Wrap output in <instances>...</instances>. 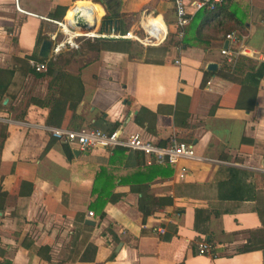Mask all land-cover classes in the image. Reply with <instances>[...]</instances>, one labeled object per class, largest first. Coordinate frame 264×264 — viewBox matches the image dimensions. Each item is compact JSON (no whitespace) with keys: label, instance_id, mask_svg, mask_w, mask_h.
Segmentation results:
<instances>
[{"label":"crops","instance_id":"crops-1","mask_svg":"<svg viewBox=\"0 0 264 264\" xmlns=\"http://www.w3.org/2000/svg\"><path fill=\"white\" fill-rule=\"evenodd\" d=\"M184 1L191 20L183 47L175 45L174 0H0V70L12 72L0 95V264H264V0H225L203 40L198 0ZM81 3L99 24L113 16L105 35L143 25L163 44L166 26L173 41L166 54V45L133 58L102 52L71 71L84 84L79 114L119 122L123 135L191 142L195 158L150 174L146 160L128 152L71 146L80 155L69 159L63 143H52L50 106L40 102L48 80L30 60L40 57L39 37L51 40ZM99 24L94 32L102 34ZM225 26L235 28L238 44L222 38ZM226 43L246 52L235 80L221 55ZM207 72L214 74L205 82ZM143 109L154 112L152 133L140 123ZM148 196L173 204L144 214ZM97 199L106 200L102 218ZM202 242L215 250L200 255Z\"/></svg>","mask_w":264,"mask_h":264},{"label":"trees","instance_id":"trees-1","mask_svg":"<svg viewBox=\"0 0 264 264\" xmlns=\"http://www.w3.org/2000/svg\"><path fill=\"white\" fill-rule=\"evenodd\" d=\"M222 10V5L216 7L214 10L210 9H203L201 10L202 14L205 16V21H202L198 26L200 29V34H202L201 40H203L205 30L204 27L206 25H210V21L212 18H214L215 15L220 14ZM66 11V10H65ZM198 14V13H197ZM113 16H105L101 21V33L103 34L107 28L110 27V25H113ZM198 19V16L195 18V20ZM217 23V21L215 22ZM213 23L212 25H217ZM211 25V26H212ZM218 26V25H217ZM216 26V27H217ZM186 28V27H185ZM215 28V27H214ZM222 30H224V34L222 38H226L227 34H230L235 30L233 27H227L225 26ZM185 31V30H184ZM206 32V30H205ZM236 38L241 39L240 36L235 33ZM208 37H212L215 39L214 36L208 35ZM45 37H39L38 42L39 44L42 43ZM178 44L187 45V39H186V33L183 35L181 40H178L175 45ZM133 42L131 40L127 39H106V38H94L93 40H86L82 46L86 51L94 53L96 56H99L102 52H108V53H119V54H127L130 58H133ZM169 45H166L163 47V52L166 54L169 51ZM78 53V52H77ZM34 58L38 61H46L48 64V69L46 72H36L34 69L32 70L33 73L38 78H45L48 80V95L46 100L40 101L41 103H45L46 105L50 106V114L47 119V125L51 127L56 128H70L74 130H80V129H99L107 133H112L115 130H118L121 123H108L104 121L103 119H99L93 123L88 122L85 117L81 116L79 114L78 109L80 107L81 102L84 98V84L81 78L80 74H74L73 72L69 71L67 69V66L70 65L71 60L64 58L62 56V52L59 54V56L56 59L49 58L48 60H44L38 56H34ZM242 61H238V63L235 65L234 68L230 67L229 65H226V71L229 73H232V75L229 76L231 80H235L236 73H238L239 65ZM264 73V65L260 66L258 69V74L262 76ZM212 72H207V75L205 76V82L209 78V76L213 75ZM12 72H8L6 70L1 69L0 70V95L6 91L10 84ZM260 76L255 78L254 87H258ZM178 119V114L175 116V120ZM140 123L147 128L148 132H153L155 127V117L154 112L143 109L140 112L139 115ZM4 137V136H2ZM5 138V137H4ZM56 140L53 139L52 143ZM173 139H169L168 141L164 142H158L157 144L159 146H167L172 144ZM63 148L65 150V153L69 159H72L74 157L73 149L68 144H63ZM48 149V147H47ZM111 152H113L114 155L129 153V155H132V157L128 156V159H135L139 160V158L145 159L144 156H142L141 153H138L136 151L128 150L127 148L123 147H116ZM113 155L112 161L115 159V156ZM144 166L149 170V173L151 174L152 170H154V167H158L157 163L152 164H145ZM104 171L101 173V177L104 176ZM170 171L168 173H165V175H170ZM100 180V178H99ZM147 184H140L138 187L141 189H146ZM104 188V183L101 184V189ZM96 190V189H95ZM108 201V200H107ZM113 201V200H111ZM95 206H97V209L99 210V215L102 218L105 214L104 212V205L106 200H96ZM173 200L172 198H157V197H147L145 199L144 207H141V210L144 214L151 213L153 210H156L161 207H165L167 205H172ZM149 205V209H148ZM206 219L210 218V215L207 214ZM41 249H44L42 247ZM40 249V250H41ZM250 248L247 246L244 249L241 250V252L245 253L249 251ZM49 259V258H48Z\"/></svg>","mask_w":264,"mask_h":264},{"label":"built area","instance_id":"built-area-1","mask_svg":"<svg viewBox=\"0 0 264 264\" xmlns=\"http://www.w3.org/2000/svg\"><path fill=\"white\" fill-rule=\"evenodd\" d=\"M225 0H198L193 2L194 12L201 11L205 8L214 10L216 7L222 5ZM177 21L176 25L179 30V37L182 38L184 34V29L187 27L191 20V15L187 11V5L184 0H174ZM165 25V24H164ZM65 26L67 27V32L70 33L66 40H60L57 34L51 36V41L53 46L51 49L50 58L56 59L62 50L68 46L71 50H78L80 48L79 43L76 41L78 35L89 37V38H106V39H135L141 42L145 46L158 47L162 46L168 39L169 34L165 26L163 35V40L158 39V36L154 31H148L143 25L142 31L144 32V39H149L153 43L145 44L141 41V36L134 30L127 31L125 35H101L97 32L81 33L79 31L73 30L69 23H60V27L65 31ZM92 34V35H91ZM227 39L234 45L238 44L235 33H230L227 35ZM230 43V44H231ZM229 46L227 48H222L221 55L224 60L230 65L235 66L239 57L246 54L243 47L240 45L239 48H233ZM30 66L36 72H46L48 69V64L46 61H38L36 59L30 60ZM210 84V82L208 83ZM50 133L53 139L57 142L68 144L81 151H90L93 149H104L112 151L116 147L127 148L128 150L136 151L141 153L145 157V162L147 164L157 163V164H178L181 159L184 158H195L196 150L191 142L186 141H175L167 146H159L157 143L145 139L141 134L134 133L129 135H123L121 130H115L112 133H107L99 129H80L74 130L70 128H56L51 127ZM93 216V212L89 213ZM198 253L200 255H210L214 250L215 246L210 242H202L197 246Z\"/></svg>","mask_w":264,"mask_h":264},{"label":"rangeland","instance_id":"rangeland-1","mask_svg":"<svg viewBox=\"0 0 264 264\" xmlns=\"http://www.w3.org/2000/svg\"><path fill=\"white\" fill-rule=\"evenodd\" d=\"M130 24V23H129ZM129 24H127V26H129ZM126 26V25H125ZM124 26V28H125ZM169 28V27H168ZM59 32H58V38L60 40H66V38L71 35L70 33H68L66 30V33L63 31V28H59ZM132 29V28H131ZM138 30V31H137ZM136 32L138 33L139 36H141L140 38L141 39H144V35H143V31H142V28L141 29H137ZM126 33V31H125ZM125 33H123V35H125ZM101 35H104V34H101ZM94 38H89V37H85V36H81V35H78V37H76V41L79 43L80 45V48L78 50H71L69 49L68 46H66L63 50H62V56H64V58H67V59H70L71 60V63L70 65L67 66V69L69 71H76L77 68L79 66H81L82 64H85L87 62H91V61H94V58H95V54L94 53H91V52H88L86 51L84 48H82L84 42L86 40H93ZM134 44L133 46V54H136L137 56L139 54H142L143 51L146 49V48H150V47H153V46H145L143 45L141 42L135 40V39H132L131 40ZM172 39L170 37H168L167 41L163 44V45H172ZM162 45V46H163ZM78 52V53H77Z\"/></svg>","mask_w":264,"mask_h":264},{"label":"water","instance_id":"water-1","mask_svg":"<svg viewBox=\"0 0 264 264\" xmlns=\"http://www.w3.org/2000/svg\"><path fill=\"white\" fill-rule=\"evenodd\" d=\"M69 24L73 30L79 31L81 33H89L95 31L99 23L89 9L78 8ZM100 25L101 23L99 24V27ZM227 45L228 43H226L225 48H227ZM52 46L53 42L50 39L43 40L40 47L39 56L44 60H48L51 56ZM215 68V64H210L208 66V70H215ZM74 154L75 156H78L80 155V151L76 150ZM88 223H90V221H88Z\"/></svg>","mask_w":264,"mask_h":264},{"label":"bare ground","instance_id":"bare-ground-1","mask_svg":"<svg viewBox=\"0 0 264 264\" xmlns=\"http://www.w3.org/2000/svg\"><path fill=\"white\" fill-rule=\"evenodd\" d=\"M78 8L89 9L90 11H92L93 14H96L94 9H91V8L88 7V4L81 3L77 8H74V9H72V10H70L68 12V15H67V21H68V23L71 22V20L73 19L74 15H75V12H76V10ZM65 30L68 31L66 26H65Z\"/></svg>","mask_w":264,"mask_h":264}]
</instances>
